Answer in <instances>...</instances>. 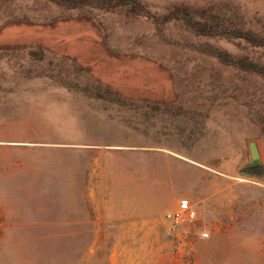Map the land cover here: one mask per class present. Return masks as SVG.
Instances as JSON below:
<instances>
[{
    "label": "rangeland",
    "instance_id": "374dc122",
    "mask_svg": "<svg viewBox=\"0 0 264 264\" xmlns=\"http://www.w3.org/2000/svg\"><path fill=\"white\" fill-rule=\"evenodd\" d=\"M0 264H264V0H0Z\"/></svg>",
    "mask_w": 264,
    "mask_h": 264
},
{
    "label": "crops",
    "instance_id": "0c3cea01",
    "mask_svg": "<svg viewBox=\"0 0 264 264\" xmlns=\"http://www.w3.org/2000/svg\"><path fill=\"white\" fill-rule=\"evenodd\" d=\"M190 200L192 201L193 197H190ZM175 204L176 200H173L171 206ZM162 215L163 210L159 209V207L155 209L149 207L141 210L114 209L105 212V219L118 222V227L125 228L118 237L136 238L135 240L117 239L116 242H141L145 241V238H160L169 229V223L163 221ZM162 228L163 233L160 232Z\"/></svg>",
    "mask_w": 264,
    "mask_h": 264
},
{
    "label": "built area",
    "instance_id": "2783aa9c",
    "mask_svg": "<svg viewBox=\"0 0 264 264\" xmlns=\"http://www.w3.org/2000/svg\"><path fill=\"white\" fill-rule=\"evenodd\" d=\"M166 218L175 225H180L184 222L193 221L196 218V212L192 207L188 198L179 200L178 206L166 214ZM202 237H207V233H202Z\"/></svg>",
    "mask_w": 264,
    "mask_h": 264
},
{
    "label": "water",
    "instance_id": "95a60500",
    "mask_svg": "<svg viewBox=\"0 0 264 264\" xmlns=\"http://www.w3.org/2000/svg\"><path fill=\"white\" fill-rule=\"evenodd\" d=\"M249 151L252 160H257L259 158V153L254 142L249 144Z\"/></svg>",
    "mask_w": 264,
    "mask_h": 264
}]
</instances>
